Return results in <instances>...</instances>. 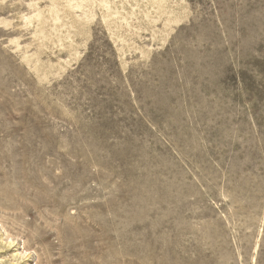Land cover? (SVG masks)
<instances>
[{
    "label": "rangeland",
    "instance_id": "rangeland-1",
    "mask_svg": "<svg viewBox=\"0 0 264 264\" xmlns=\"http://www.w3.org/2000/svg\"><path fill=\"white\" fill-rule=\"evenodd\" d=\"M0 264H264V0H0Z\"/></svg>",
    "mask_w": 264,
    "mask_h": 264
},
{
    "label": "bare ground",
    "instance_id": "bare-ground-1",
    "mask_svg": "<svg viewBox=\"0 0 264 264\" xmlns=\"http://www.w3.org/2000/svg\"><path fill=\"white\" fill-rule=\"evenodd\" d=\"M11 244H12V243H11ZM11 244H10V245H11ZM256 250H257V249H256ZM256 250H255V251H256Z\"/></svg>",
    "mask_w": 264,
    "mask_h": 264
}]
</instances>
